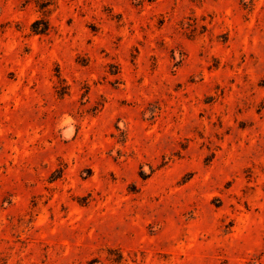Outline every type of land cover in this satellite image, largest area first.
Instances as JSON below:
<instances>
[{"label": "rangeland", "instance_id": "obj_1", "mask_svg": "<svg viewBox=\"0 0 264 264\" xmlns=\"http://www.w3.org/2000/svg\"><path fill=\"white\" fill-rule=\"evenodd\" d=\"M52 1L0 0V264H264V0Z\"/></svg>", "mask_w": 264, "mask_h": 264}, {"label": "trees", "instance_id": "obj_2", "mask_svg": "<svg viewBox=\"0 0 264 264\" xmlns=\"http://www.w3.org/2000/svg\"><path fill=\"white\" fill-rule=\"evenodd\" d=\"M52 2V0H35V3L43 13V16H46V14L49 12V7L52 5ZM49 27V21L45 17H43L36 20L32 24L31 29L35 34L44 35L49 31Z\"/></svg>", "mask_w": 264, "mask_h": 264}]
</instances>
